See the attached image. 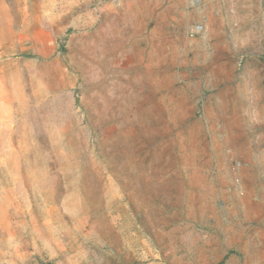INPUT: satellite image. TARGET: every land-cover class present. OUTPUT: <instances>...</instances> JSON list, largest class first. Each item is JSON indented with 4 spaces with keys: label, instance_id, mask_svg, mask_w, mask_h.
Wrapping results in <instances>:
<instances>
[{
    "label": "rangeland",
    "instance_id": "374dc122",
    "mask_svg": "<svg viewBox=\"0 0 264 264\" xmlns=\"http://www.w3.org/2000/svg\"><path fill=\"white\" fill-rule=\"evenodd\" d=\"M0 217V264H264V0H0Z\"/></svg>",
    "mask_w": 264,
    "mask_h": 264
},
{
    "label": "built area",
    "instance_id": "2783aa9c",
    "mask_svg": "<svg viewBox=\"0 0 264 264\" xmlns=\"http://www.w3.org/2000/svg\"><path fill=\"white\" fill-rule=\"evenodd\" d=\"M195 30L193 32H191L192 34H198L199 31L201 30V27L200 26H195L194 28Z\"/></svg>",
    "mask_w": 264,
    "mask_h": 264
},
{
    "label": "crops",
    "instance_id": "0c3cea01",
    "mask_svg": "<svg viewBox=\"0 0 264 264\" xmlns=\"http://www.w3.org/2000/svg\"><path fill=\"white\" fill-rule=\"evenodd\" d=\"M2 222H3L2 217H0V228L2 227Z\"/></svg>",
    "mask_w": 264,
    "mask_h": 264
}]
</instances>
